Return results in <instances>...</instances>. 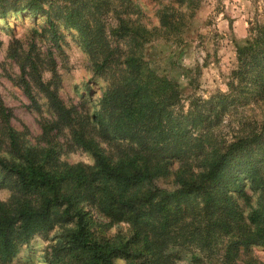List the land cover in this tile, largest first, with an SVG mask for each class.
<instances>
[{
	"label": "trees",
	"instance_id": "1",
	"mask_svg": "<svg viewBox=\"0 0 264 264\" xmlns=\"http://www.w3.org/2000/svg\"><path fill=\"white\" fill-rule=\"evenodd\" d=\"M116 1L112 10L110 0H0V20L45 17L40 36L58 49L60 26L74 30L94 75L107 80L83 112L58 96L52 52L49 82L28 53L22 59L51 119L41 121L33 143L0 102V188L10 193L0 200V263L37 233L57 231L47 264H261L249 253L264 249V14L235 41L229 92L176 112L179 85L150 67L145 46L182 34L201 0H154L159 25L151 28L133 0ZM21 72L23 92L40 111L24 66ZM251 102L261 118L237 122L230 139L219 138L223 117ZM64 131L65 144L58 140ZM70 147L92 164L62 161ZM120 223L125 234H102Z\"/></svg>",
	"mask_w": 264,
	"mask_h": 264
},
{
	"label": "rangeland",
	"instance_id": "2",
	"mask_svg": "<svg viewBox=\"0 0 264 264\" xmlns=\"http://www.w3.org/2000/svg\"><path fill=\"white\" fill-rule=\"evenodd\" d=\"M58 1L64 5L68 0ZM110 1L113 5L112 10H115L118 2ZM133 1L141 9L143 25L147 28L157 27L159 22L156 11L159 9V3L154 0ZM127 11L121 12L122 15ZM263 14L264 0H201L193 17L187 19L182 34L177 37L172 35L167 40L160 36L145 46V60L150 67L157 73L175 80L179 85L182 99L176 112L189 110L190 103L195 99L207 101L217 93L229 92L228 77L236 65L235 41L244 39L249 27L248 22L255 19L260 21ZM108 19L112 25L116 23L113 15H109ZM35 23L33 16L27 13L22 17L9 18L7 21L0 20V102L11 112L12 127L23 132L33 143L41 134V121L51 119V116L45 98L33 82L31 64L26 60L21 64L27 53L43 82L52 81L50 67L53 63L50 62L48 53H53L52 61L57 75L54 87L67 107L75 106L79 111L91 112L107 83L104 77L94 75L92 61L78 44V36L74 30L64 28L60 23L62 41L58 49L40 36L45 25V17L38 18L37 26ZM15 51L17 55L14 54ZM22 66L25 67L24 78L30 84L40 111L35 110L23 92ZM262 115V109L254 102L247 107L241 106L236 112L227 113L223 117L216 134L219 138L230 139L231 127L236 129L237 122L252 116L260 119ZM58 140L65 144L67 132H62ZM64 149L62 161L70 164L79 162L92 164L91 157L81 149L76 147ZM161 185L165 188L164 184ZM9 195L7 189L0 188V200L6 201ZM127 230L128 225L120 223L103 229L102 234L112 237L125 234ZM56 232L37 233L27 245L21 247L19 253L8 264H47L53 245L51 240ZM249 257L264 264V249L252 248ZM241 259L245 258L242 256ZM114 264L128 263L124 259H117Z\"/></svg>",
	"mask_w": 264,
	"mask_h": 264
}]
</instances>
